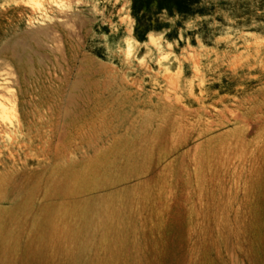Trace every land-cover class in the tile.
<instances>
[{
  "label": "rangeland",
  "instance_id": "1",
  "mask_svg": "<svg viewBox=\"0 0 264 264\" xmlns=\"http://www.w3.org/2000/svg\"><path fill=\"white\" fill-rule=\"evenodd\" d=\"M0 101V264H264V0H0Z\"/></svg>",
  "mask_w": 264,
  "mask_h": 264
},
{
  "label": "bare ground",
  "instance_id": "2",
  "mask_svg": "<svg viewBox=\"0 0 264 264\" xmlns=\"http://www.w3.org/2000/svg\"><path fill=\"white\" fill-rule=\"evenodd\" d=\"M0 107H1L3 110H5L6 105H5L3 102L0 101Z\"/></svg>",
  "mask_w": 264,
  "mask_h": 264
},
{
  "label": "trees",
  "instance_id": "3",
  "mask_svg": "<svg viewBox=\"0 0 264 264\" xmlns=\"http://www.w3.org/2000/svg\"><path fill=\"white\" fill-rule=\"evenodd\" d=\"M178 9L181 11V7H180V5H178Z\"/></svg>",
  "mask_w": 264,
  "mask_h": 264
}]
</instances>
